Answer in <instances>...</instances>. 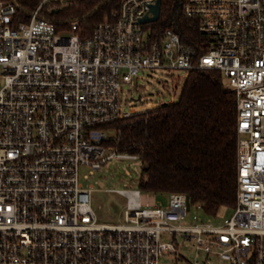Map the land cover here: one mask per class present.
Masks as SVG:
<instances>
[{"label": "built area", "instance_id": "1", "mask_svg": "<svg viewBox=\"0 0 264 264\" xmlns=\"http://www.w3.org/2000/svg\"><path fill=\"white\" fill-rule=\"evenodd\" d=\"M76 1L41 0L20 22L0 0V264H161L188 243L206 257L194 264H264V0H184L200 49L160 31L161 16L141 23L157 0H122L86 38L78 21L59 31L43 14ZM156 69L219 71L236 95L237 204L221 223L184 193L163 204L140 188L118 191L124 223L97 221L80 169L139 159L113 125L134 116L122 85Z\"/></svg>", "mask_w": 264, "mask_h": 264}, {"label": "trees", "instance_id": "2", "mask_svg": "<svg viewBox=\"0 0 264 264\" xmlns=\"http://www.w3.org/2000/svg\"><path fill=\"white\" fill-rule=\"evenodd\" d=\"M20 22H26L41 0H11ZM122 0H78L57 13L44 8L45 18L63 31L72 21L88 37L105 14ZM184 0H161L160 31L171 29L198 49L197 24L183 17ZM202 51V50H201ZM237 98L219 71L187 73L176 102L116 122L122 152L142 161L139 188L155 196L184 193L198 203L204 219H215L222 207L237 204Z\"/></svg>", "mask_w": 264, "mask_h": 264}, {"label": "rangeland", "instance_id": "3", "mask_svg": "<svg viewBox=\"0 0 264 264\" xmlns=\"http://www.w3.org/2000/svg\"><path fill=\"white\" fill-rule=\"evenodd\" d=\"M65 7H62L61 10ZM186 75L185 71L178 69L142 70L131 84L122 85V107L132 115H138L152 111L162 104L176 102ZM139 96L141 100L134 102ZM107 134L109 136L114 135V133ZM142 169V161L132 158H113L102 169L94 171L91 175L89 168L82 167L80 169L81 182L86 187L93 186L90 202L98 222L104 224L124 223V210L127 200L118 191L139 189V183L142 180ZM84 175H88V179H84ZM142 200L145 202L144 198ZM158 200H161L163 204H167L168 195L151 197V202ZM194 211L193 208L192 212ZM233 212L234 209L222 207L214 220L221 223L229 218ZM162 239L168 241L164 236ZM178 249L181 259L177 260L169 254H164L160 258V263L194 264L196 260L204 261L206 259L203 253L195 251L191 243L186 244V246L180 244ZM209 259L212 264H227L225 260L216 257L210 256Z\"/></svg>", "mask_w": 264, "mask_h": 264}, {"label": "water", "instance_id": "4", "mask_svg": "<svg viewBox=\"0 0 264 264\" xmlns=\"http://www.w3.org/2000/svg\"><path fill=\"white\" fill-rule=\"evenodd\" d=\"M160 11H161V0H157L156 4L152 8L153 12V17H145L144 19L141 20V23H147V22H155L158 20L160 16ZM54 13L58 12V9L53 10ZM141 97L139 96L135 101H140ZM187 206L189 208L190 206V200L187 197Z\"/></svg>", "mask_w": 264, "mask_h": 264}]
</instances>
